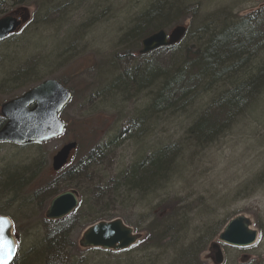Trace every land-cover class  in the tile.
Listing matches in <instances>:
<instances>
[{
	"label": "rangeland",
	"instance_id": "rangeland-1",
	"mask_svg": "<svg viewBox=\"0 0 264 264\" xmlns=\"http://www.w3.org/2000/svg\"><path fill=\"white\" fill-rule=\"evenodd\" d=\"M173 1L178 3L180 11L175 12L161 29L169 32L176 25L188 26L191 34L186 37L182 49L192 48L196 39L203 43L211 32L218 31V22L222 20L237 22L248 18L252 25L263 19L264 0ZM158 2L170 3L171 0H19L16 3L7 0L5 5L2 3L0 12L11 8L29 9L30 21L17 34L0 43V105L46 79L62 80L72 92L71 101L60 114V119L67 124L62 137L44 145L21 148L0 145V172L16 168L25 173V185L7 197L6 202L0 200V211L11 219L21 255L41 242L45 232L44 212L54 196L75 189L81 204L94 195L92 184L91 188L83 189L87 179L76 175L66 179L64 172L62 175V172L53 174L50 171L51 157L62 146L76 142L78 150L69 166L79 160H90L96 165L89 172L83 169L84 177H99L97 182H109L150 154L180 142L193 114L198 112L195 107L178 109L173 111L175 113L152 118L148 124V117L143 113L148 103L145 96L151 94L150 90L140 93L126 89L124 94L123 91L115 94L112 90L110 83L125 70L121 62L127 44L122 42L129 28ZM193 10H196L194 15ZM158 55L140 60L132 56L127 66L133 65L130 61L153 66L155 60H163L157 58ZM168 60L169 57L161 68ZM110 65L113 73L107 77L105 69ZM263 69L264 52H261L246 59L241 65V74L227 71L221 82L238 83ZM201 89L194 93L202 97L200 103H207L211 94L201 93ZM133 92L138 94L136 99L129 98ZM258 94L252 102L254 114L244 110L229 122V128L233 129L222 133L221 138L205 147L200 155L192 158L187 148L182 149L184 164L188 167L185 177L170 176L165 181L166 186L162 184L163 190L154 194L157 197H151L148 204L143 202L148 208L146 213L138 202L126 205L125 196H122L125 204H114L109 213L102 214L96 204L92 206L100 219L119 218L135 232L143 234V238L155 214H162L160 217L167 221L165 226L183 217L185 235H181L180 243L188 254L181 255L177 262L178 255L173 250L177 245L172 244L173 240L166 245L171 244L166 251H159L158 246L145 247L143 243L123 253L80 250L77 242L84 229L85 211H89L87 204L86 208L79 205V210L70 216L73 230L63 251L70 264H171L170 261L213 264L208 248L217 242L221 226L237 215L251 220L252 228L258 233L257 241L246 249L221 245L222 264H264V85ZM128 119L133 122L128 124ZM137 123H142L144 128L132 134ZM127 131L130 133L124 135ZM118 136V144L112 150L98 151L97 148ZM174 170L171 173H175ZM54 188L58 189L55 195L51 194ZM23 197L34 207L25 209L29 203L24 202L19 212ZM136 198L131 197L135 201Z\"/></svg>",
	"mask_w": 264,
	"mask_h": 264
},
{
	"label": "trees",
	"instance_id": "trees-1",
	"mask_svg": "<svg viewBox=\"0 0 264 264\" xmlns=\"http://www.w3.org/2000/svg\"><path fill=\"white\" fill-rule=\"evenodd\" d=\"M149 8L140 18L133 21L132 27L129 28L128 34H126L125 40L122 42L127 44L124 47V54L128 55V60H131L130 58L137 52L141 39L160 30L162 25L173 17L174 11L178 9L180 11L178 3L173 0L170 3L158 2ZM169 12H171V15L166 17ZM195 12L196 10H193V15ZM261 13H263V19L260 21L256 20L257 22L252 23V25L248 18L240 19L237 22H226L225 20L218 22L220 24L218 31L214 30L211 32L203 40V43H201L200 39H196L192 48L182 49V44L185 41L183 40L178 46L154 52L153 56L161 54L157 58L162 57L163 60H155L153 68L146 66V64L140 65L131 61L130 64L132 63L133 65L130 68H128L127 64L123 65L125 68L124 72L117 74L110 84L118 92L121 93L123 91L122 94L128 88L135 89L140 93H148L147 90L151 91L149 92L151 94H148V96L146 94L145 96L146 100L148 98V103L145 114L143 113L149 119L148 124L153 116L156 118L160 114L159 117H161L174 113L173 111H178V109L181 111L195 107L198 112H195L193 116L192 114H187L188 117L192 116L193 119L190 120L191 123L180 142L166 148L162 153L159 151L153 158H145L135 163L115 180L97 182L96 179L99 177L96 179L94 177L90 179L86 175L84 177L82 174L84 173L83 169L89 172L96 165L90 160L77 162L73 168L68 167L64 170L66 179L75 175L77 178L83 177L87 179L86 184L84 183L87 186L83 187V189L91 188L93 183L100 185L98 190L92 191L94 195L90 197V200L87 198L86 202L83 203L81 201L80 205L86 208L88 204L89 209V211H85L86 221L83 224V228L102 220L99 218L98 213L93 211L92 206L94 204L104 214L109 213L114 204L118 206L126 203L129 206L131 201L138 202L146 213L148 208L144 204L150 203L151 197L156 196L154 194L161 189L162 184L166 186L167 182L165 181L170 176L185 177L188 167L184 164L183 148H187L190 156L195 158L206 149L205 147L214 143L215 139L221 138L222 133L229 132V122L234 121L236 117L241 115L249 102L256 98L259 88L264 85V69L258 70L257 75H252L238 83L221 82L227 71L241 74V65L246 62V59L257 55V53L264 52V11ZM202 29L207 30L205 27H202ZM204 30H202V34L205 35L206 32ZM190 34L191 29L189 28L186 37ZM168 57V63L161 68ZM139 59L137 57V60ZM199 88H202L201 93L211 94L207 103H200L202 97L198 98L197 94L194 93ZM185 113L188 112H183V114ZM137 124L138 126L143 125L142 123L141 125L140 123ZM136 130L137 128L134 127L132 134L137 132ZM117 141V139L111 140L99 148L98 151H103L104 153L109 151ZM101 152L100 154H102ZM173 169H175V173H171ZM24 175V172L16 168L5 169L0 172V200L2 202H6L7 197L15 194L25 185ZM178 180L176 179L175 181ZM54 191L55 188L51 190V194L55 195L58 189ZM122 196L126 197L124 199L125 203H122ZM133 196L137 197L136 201L131 199ZM25 199L23 197L20 201L22 205L18 209L19 212H21L24 202L29 203ZM12 200L15 202V199ZM88 202H91L90 205ZM32 207L34 205L31 206L29 203L28 206H25V209ZM162 210L165 211L166 209L162 208ZM3 213L0 211V216L9 217L8 215H3ZM15 215L18 216V214ZM161 215V213H158L152 217V222L144 230L145 238L141 243L145 244V247L149 245L150 247L158 246L159 251H166L171 248V244L169 246L166 245L170 240H173L172 244L177 245L176 250L174 248L173 250L178 255L176 256V261L178 262L179 257L180 259L182 257L181 255L189 253L183 251L184 245L181 244V235H185V230H183L186 224L185 219L178 217L175 223L165 226L167 221L161 218ZM70 216L57 222L43 220L45 232L40 239L41 242L22 255L18 248L17 257L11 264L15 261L14 264H70L68 256L63 254L65 242H67L73 230ZM78 223L81 222L79 221ZM224 225L221 226L219 231ZM165 246L166 248H164ZM90 251L101 252L99 250ZM177 262L170 261L169 263L178 264Z\"/></svg>",
	"mask_w": 264,
	"mask_h": 264
},
{
	"label": "water",
	"instance_id": "water-1",
	"mask_svg": "<svg viewBox=\"0 0 264 264\" xmlns=\"http://www.w3.org/2000/svg\"><path fill=\"white\" fill-rule=\"evenodd\" d=\"M18 23L12 18L0 20V40L13 33ZM184 26H176L169 34L158 31L141 41L140 55L148 54L160 48L176 45L185 35ZM69 99L68 92L54 81H46L30 90L20 98L1 106V114L7 123L0 129V143L18 145L43 143L60 136L64 125L57 119V114ZM34 107L29 110L31 104ZM75 144H68L52 158V170L59 171L67 162ZM78 195L75 191H66L54 197L48 204L44 217L48 221H58L70 215L77 207ZM0 223V255L10 253L12 262L16 254V239L7 218ZM251 221L244 216L231 219L218 236V241L235 248H247L256 241L257 232L251 230ZM140 235L125 226L121 220L98 222L88 227L81 235L78 246L81 249H102L119 252L134 245ZM7 241V244H5ZM214 264L222 263V256L217 245Z\"/></svg>",
	"mask_w": 264,
	"mask_h": 264
},
{
	"label": "bare ground",
	"instance_id": "bare-ground-1",
	"mask_svg": "<svg viewBox=\"0 0 264 264\" xmlns=\"http://www.w3.org/2000/svg\"><path fill=\"white\" fill-rule=\"evenodd\" d=\"M17 1H19V0H13L12 2L13 3H15V2H17ZM3 4L0 2V7L2 6ZM4 5H5V3H4ZM2 10V9H1ZM179 11V9L178 10H176V11H174L173 12V14L176 12H178ZM169 15H171V12H169L168 14H167V16L166 17H168ZM192 51H195L194 49H191ZM128 55L127 54H125V56L123 57V60H122V62H121V66H123V65H125V64H128L129 63V61H128ZM140 60V59H139ZM148 67H150V68H153V66H151V65H149ZM111 72V73H110ZM113 73V69H112V65H110L109 66V69H108V67H106V69H105V75L108 77L109 76V74H112ZM129 89V88H128ZM112 90H114L115 91V94H116V92H118L117 91V89H115V87H113L112 88ZM130 90H133L132 88H130ZM259 93V92H258ZM258 97H259V94L257 95ZM256 96V97H257ZM138 97V94L136 93V92H133V94H132V96H130L129 98H133V99H136ZM257 97V98H258ZM256 100V99H255ZM253 102V101H252ZM252 102H249V104L246 106V108H245V113L246 112H249V114H254V104L252 103ZM175 113V112H174ZM135 116H137L138 117V114H135ZM160 116V114H158V117ZM153 118H154V116H153ZM149 120V119H148ZM133 121L132 120H129L128 119V124L129 123H132ZM136 128H137V131L138 132H140L141 131V129L142 128H144V127H141V126H138V124H136ZM233 128H229V131H231ZM124 133V132H123ZM130 133V131H127V132H125V134L124 135H126V134H129ZM114 139H119V136L118 137H114ZM176 144V143H175ZM175 144H170V145H168V147H170V146H173V145H175ZM168 147H166V148H168ZM165 148V149H166ZM164 149V150H165ZM162 151L163 150H161L160 151V153H162ZM156 153H158V152H156ZM156 153L155 154H150V156L148 157V158H153L154 157V155H156ZM144 160V159H143ZM99 187H100V185H98L97 183H93V185H92V191H95V190H98L99 189Z\"/></svg>",
	"mask_w": 264,
	"mask_h": 264
},
{
	"label": "flooded vegetation",
	"instance_id": "flooded-vegetation-1",
	"mask_svg": "<svg viewBox=\"0 0 264 264\" xmlns=\"http://www.w3.org/2000/svg\"><path fill=\"white\" fill-rule=\"evenodd\" d=\"M23 9H26V8H24V7L17 8L15 11H13V13H10V14L13 15V17H16V18H20L22 14L23 15L27 14V15L30 16L29 10L26 9V11H23ZM4 14H1V15H4Z\"/></svg>",
	"mask_w": 264,
	"mask_h": 264
},
{
	"label": "snow or ice",
	"instance_id": "snow-or-ice-1",
	"mask_svg": "<svg viewBox=\"0 0 264 264\" xmlns=\"http://www.w3.org/2000/svg\"><path fill=\"white\" fill-rule=\"evenodd\" d=\"M3 222V218L0 217V223ZM5 244H7V241H5ZM11 259L10 253L8 255H0V264H9V260Z\"/></svg>",
	"mask_w": 264,
	"mask_h": 264
}]
</instances>
